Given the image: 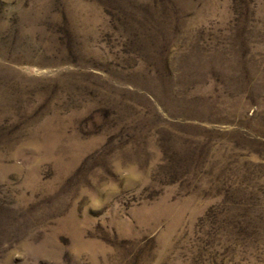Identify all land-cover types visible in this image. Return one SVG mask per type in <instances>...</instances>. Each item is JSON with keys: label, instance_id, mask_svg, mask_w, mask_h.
Wrapping results in <instances>:
<instances>
[{"label": "rangeland", "instance_id": "obj_1", "mask_svg": "<svg viewBox=\"0 0 264 264\" xmlns=\"http://www.w3.org/2000/svg\"><path fill=\"white\" fill-rule=\"evenodd\" d=\"M0 264H264V0H0Z\"/></svg>", "mask_w": 264, "mask_h": 264}]
</instances>
